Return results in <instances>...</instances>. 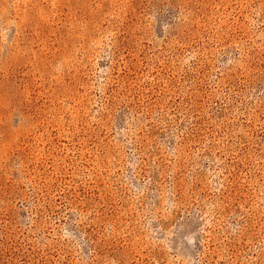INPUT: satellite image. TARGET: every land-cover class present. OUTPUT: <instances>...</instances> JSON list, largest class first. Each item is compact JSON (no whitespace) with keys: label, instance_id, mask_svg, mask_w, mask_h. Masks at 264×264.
<instances>
[{"label":"rangeland","instance_id":"obj_1","mask_svg":"<svg viewBox=\"0 0 264 264\" xmlns=\"http://www.w3.org/2000/svg\"><path fill=\"white\" fill-rule=\"evenodd\" d=\"M0 264H264V0H0Z\"/></svg>","mask_w":264,"mask_h":264}]
</instances>
